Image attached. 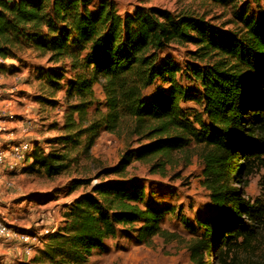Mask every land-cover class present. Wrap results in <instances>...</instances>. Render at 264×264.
<instances>
[{
	"label": "trees",
	"instance_id": "obj_1",
	"mask_svg": "<svg viewBox=\"0 0 264 264\" xmlns=\"http://www.w3.org/2000/svg\"><path fill=\"white\" fill-rule=\"evenodd\" d=\"M211 1L231 6L236 31L156 7L137 6L120 15L109 0H0L2 60L15 61L31 48L51 64L69 61L74 72L64 84L62 70L45 72V83L54 91L64 88L71 102L60 134L47 141L54 148L45 152L35 144L24 171L48 179L70 175L102 133H125L146 143L102 172L95 186L90 179L74 180L72 188L90 186L89 192L64 207L59 230L20 264H89L121 231L138 243L175 240L161 227L174 208L148 202L143 183L122 174L132 161L163 170L173 154L191 146L202 165L201 186L218 212L195 218L193 225L181 219L192 235L190 264H243L240 255L264 229L262 201L245 200L234 186L254 165L264 164V17L255 18L244 0ZM261 2L250 0L256 8ZM170 45L194 46L195 63L182 70L161 58ZM178 74L194 85L192 93L176 80ZM158 82L169 86L157 88ZM95 84L102 103L96 102ZM185 103L200 112L188 116ZM112 175L118 178L108 179Z\"/></svg>",
	"mask_w": 264,
	"mask_h": 264
},
{
	"label": "rangeland",
	"instance_id": "obj_2",
	"mask_svg": "<svg viewBox=\"0 0 264 264\" xmlns=\"http://www.w3.org/2000/svg\"><path fill=\"white\" fill-rule=\"evenodd\" d=\"M109 1L113 2L120 15L130 13L137 6L156 7L175 14L187 13L197 16L223 31L237 30L231 6H223L211 0ZM245 3L249 4L250 12L255 18L264 17V2L259 3L258 8L254 7L250 0H244L241 4ZM194 51L195 47L192 45H170L162 50L160 57H168L183 70L187 64L195 63L190 56ZM48 70L63 71L64 80L61 84L66 83L74 75L69 67V61L51 64L47 56L31 48L20 52L15 61L0 64L3 82L0 83V87L11 83L19 88L15 94L18 101L15 114L21 117L17 120H31L29 134L6 142H27L32 146L31 140L38 138L36 140L38 148L45 152L54 148L47 141L60 134L63 114L71 101L67 102L64 88L54 91L45 83L43 76ZM176 80L191 93L195 89L183 74H178ZM155 86L167 89L169 85L158 82ZM93 89L96 102L102 103L103 94L100 88L95 84ZM50 94H53L52 98L49 97ZM182 109L188 116L200 112V108L194 103H185ZM8 143L4 142L2 145L6 146ZM144 144L146 143L140 141L138 137H131L125 133L119 135L102 133L90 149L89 158H80L78 169L72 168L70 175L52 179L36 172L24 171V167L17 166L15 172L4 175L3 184H10L12 187L9 189L0 187V219L15 232L32 236L34 252L42 251L47 236L44 231L51 234L59 230L62 226L64 207L88 193L91 188L89 186L74 189L72 188L74 180L90 179V185L95 186L103 177L102 172L117 166L125 153H134ZM240 163L242 161H239ZM153 164L132 161L122 176L139 179L148 194V202L174 208V214L163 220L161 227L174 233L175 240L166 243L161 238L154 237L146 244L138 243L134 235L128 231H121L115 238L104 243L103 250L93 255L88 261L89 264H190L187 244L192 235L185 230L181 219L193 225L195 218L211 216L218 212L209 203L207 192L201 186L202 165L198 160L196 148L191 146L182 153L173 154L171 163L169 162L163 170L153 169ZM116 178L118 177L113 175L108 177L113 180ZM234 186L240 188L245 200L252 202L259 199L264 204V164L254 165L252 170L242 177L241 183ZM16 254L14 252L10 262L6 260L5 264H14L18 259ZM240 257L243 264H264V229L258 231L252 249L245 254L242 253ZM29 258L31 260L32 255Z\"/></svg>",
	"mask_w": 264,
	"mask_h": 264
},
{
	"label": "crops",
	"instance_id": "obj_3",
	"mask_svg": "<svg viewBox=\"0 0 264 264\" xmlns=\"http://www.w3.org/2000/svg\"><path fill=\"white\" fill-rule=\"evenodd\" d=\"M1 80H2V76L0 72V83H3L1 82ZM18 89L19 88L15 84H11V83L7 85L5 84V86L0 87V126H3L4 129L6 130V132L0 134V145H2L4 142L8 143L6 142L7 140L13 141L14 138H17V137L22 138L24 137L22 135L29 134V131H28L30 129L29 121L31 120H20V119L17 120V118L18 117L20 118L21 116H18L17 114H15L17 110L16 108H17V102H18L17 96L15 94ZM30 117H33V116H30ZM37 139L38 138H34L31 140L33 142L32 149H33V146L36 143H38L36 142ZM26 166L27 164L25 163V164H22L20 167H26ZM5 173L6 171L3 168H0V187L3 186L5 189H9L6 186V183L3 184V181L5 179V176H4ZM7 245L9 246L13 245V246L7 247ZM13 247L15 249H13ZM20 248H21V244L17 242L16 240L12 242H7V243L0 241V264L7 263L6 260H9L10 262V258L12 257V254L14 252L17 253L16 255L18 258L14 262V264L16 262L27 263L30 260V258L29 257L26 258L23 255H21ZM34 255H35V252L32 254V257Z\"/></svg>",
	"mask_w": 264,
	"mask_h": 264
},
{
	"label": "built area",
	"instance_id": "obj_4",
	"mask_svg": "<svg viewBox=\"0 0 264 264\" xmlns=\"http://www.w3.org/2000/svg\"><path fill=\"white\" fill-rule=\"evenodd\" d=\"M6 61L0 58V64H4ZM4 132L6 130L0 126V134ZM31 151L32 146L27 142H10L6 146L0 145V168H3L8 174L15 172L17 166L25 164V158ZM6 186L7 188L12 187L10 184H6ZM44 234L47 235L48 232L44 231ZM14 240L21 244L20 253L24 257H30L34 253L33 237L29 234L15 232L5 221L0 219V241L7 243Z\"/></svg>",
	"mask_w": 264,
	"mask_h": 264
}]
</instances>
